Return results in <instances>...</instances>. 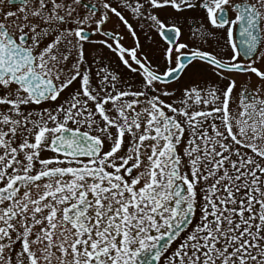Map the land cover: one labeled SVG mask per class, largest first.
Here are the masks:
<instances>
[{"label": "snow or ice", "instance_id": "6c2138e0", "mask_svg": "<svg viewBox=\"0 0 264 264\" xmlns=\"http://www.w3.org/2000/svg\"><path fill=\"white\" fill-rule=\"evenodd\" d=\"M0 264H264V0H0Z\"/></svg>", "mask_w": 264, "mask_h": 264}, {"label": "flooded vegetation", "instance_id": "af4514ba", "mask_svg": "<svg viewBox=\"0 0 264 264\" xmlns=\"http://www.w3.org/2000/svg\"><path fill=\"white\" fill-rule=\"evenodd\" d=\"M188 37H187V35H185L184 37H182V39H187Z\"/></svg>", "mask_w": 264, "mask_h": 264}]
</instances>
